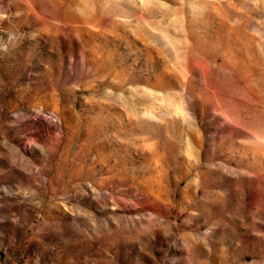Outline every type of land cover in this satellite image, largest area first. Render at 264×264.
Returning <instances> with one entry per match:
<instances>
[{"label": "rangeland", "instance_id": "1", "mask_svg": "<svg viewBox=\"0 0 264 264\" xmlns=\"http://www.w3.org/2000/svg\"><path fill=\"white\" fill-rule=\"evenodd\" d=\"M0 264H264V0H0Z\"/></svg>", "mask_w": 264, "mask_h": 264}]
</instances>
